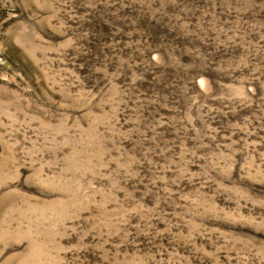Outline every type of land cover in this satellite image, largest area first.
<instances>
[{
	"label": "rangeland",
	"instance_id": "obj_1",
	"mask_svg": "<svg viewBox=\"0 0 264 264\" xmlns=\"http://www.w3.org/2000/svg\"><path fill=\"white\" fill-rule=\"evenodd\" d=\"M0 264H264V0H0Z\"/></svg>",
	"mask_w": 264,
	"mask_h": 264
}]
</instances>
